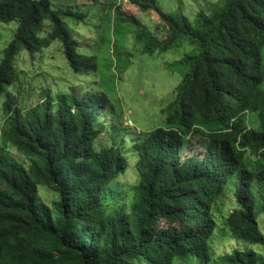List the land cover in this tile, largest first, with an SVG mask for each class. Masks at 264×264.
I'll list each match as a JSON object with an SVG mask.
<instances>
[{
    "label": "trees",
    "instance_id": "1",
    "mask_svg": "<svg viewBox=\"0 0 264 264\" xmlns=\"http://www.w3.org/2000/svg\"><path fill=\"white\" fill-rule=\"evenodd\" d=\"M129 1L158 18L151 30L115 8L119 22L136 27L142 54L166 52L182 39L197 52L182 59L188 69L164 125L111 129L119 141L95 148L108 123L100 117L111 113L106 95L47 86L42 100L26 107L19 88H9L16 57L43 54L54 41L70 68L96 70L97 56L80 53L64 23L84 14L54 9L51 0H0V22H17L0 60V264H174L191 257L210 264V238L221 223L236 244L219 263L261 264L240 246L264 243L257 216L264 211V0H219L193 22L165 13L157 0ZM192 135L203 138V150L184 154ZM129 160L137 181L118 185ZM39 175L56 194L51 207L39 200ZM122 189L131 195L127 209L112 206ZM230 199L234 206L225 209Z\"/></svg>",
    "mask_w": 264,
    "mask_h": 264
},
{
    "label": "rangeland",
    "instance_id": "2",
    "mask_svg": "<svg viewBox=\"0 0 264 264\" xmlns=\"http://www.w3.org/2000/svg\"><path fill=\"white\" fill-rule=\"evenodd\" d=\"M218 1L157 0V4L165 13L183 14L193 22L198 11H207ZM51 4L54 9H71L76 15L84 14L83 19L77 17L64 19L65 27L70 37L78 41L80 53L97 56L98 68L96 70L92 68L90 72L81 70L77 72L70 68L58 41H54L43 54L39 52L29 56L22 52L15 60L16 84L9 87L16 93L19 88L20 102L26 107L40 102L42 98L39 93L47 86H51L54 93L59 89L73 90L77 95L93 91L103 93L109 99L105 109L111 113L107 116L104 113L100 117V120L108 123L94 144L95 148L119 141V132L112 133L111 129L117 131V128L123 127L127 130L130 128L131 131L136 129V131L146 132L164 125L166 116L172 110L170 104L175 98L176 87L188 69L182 59L187 54L197 52L196 45L182 39L166 52L142 54L141 46L134 39L136 27L119 22L114 17L115 8L118 6L123 15L136 17L151 30L158 22V18L152 11L141 12L129 0H51ZM16 27L17 22H0V60L2 51L11 41ZM113 47L115 56L112 54ZM261 55L264 60V47L261 49ZM2 102L3 98L0 97V106ZM1 118L0 111V121ZM247 122L251 127L258 125L253 114L248 115ZM203 143V138L198 135L186 138L184 154L202 151ZM9 151L18 162L27 165L18 152L12 148ZM127 166L124 174L119 178L118 185L129 186L137 181V171L133 167V160H129ZM38 197L48 207H51L52 202L57 198L47 179L41 175H39ZM130 198L129 191L122 189L112 206L127 209ZM233 202L230 199L225 209L233 208ZM109 208H111L110 205ZM257 216L260 231L264 236V211L257 213ZM210 243L216 255L210 264H220L217 256L231 252L236 244L231 233L222 223L216 226ZM245 247L252 248L259 262L264 264V243L242 245L240 249ZM174 264H199V261L191 257L177 260Z\"/></svg>",
    "mask_w": 264,
    "mask_h": 264
}]
</instances>
